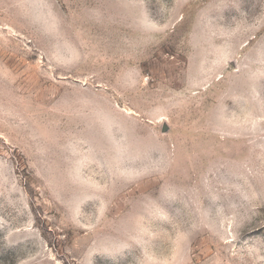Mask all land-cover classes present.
Masks as SVG:
<instances>
[{
    "label": "rangeland",
    "instance_id": "374dc122",
    "mask_svg": "<svg viewBox=\"0 0 264 264\" xmlns=\"http://www.w3.org/2000/svg\"><path fill=\"white\" fill-rule=\"evenodd\" d=\"M0 264H264V0H0Z\"/></svg>",
    "mask_w": 264,
    "mask_h": 264
}]
</instances>
